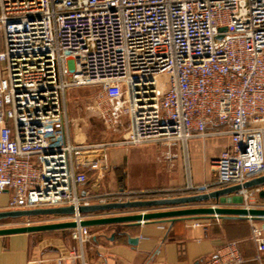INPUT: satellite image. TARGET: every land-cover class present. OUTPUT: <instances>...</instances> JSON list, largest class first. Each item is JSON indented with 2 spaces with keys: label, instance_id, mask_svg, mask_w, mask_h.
<instances>
[{
  "label": "built area",
  "instance_id": "built-area-1",
  "mask_svg": "<svg viewBox=\"0 0 264 264\" xmlns=\"http://www.w3.org/2000/svg\"><path fill=\"white\" fill-rule=\"evenodd\" d=\"M87 86L97 90L84 112L114 127L126 122L122 139L71 138L66 92ZM211 134L229 138L210 161L212 181L119 191L115 201L208 193L264 176V0H0V194L10 191L8 209L73 206L57 219L76 222L77 248L60 253L59 264H88L91 234L80 222L90 215L78 207L106 199L79 187L108 171L111 146L162 143L159 163L186 161L188 140ZM261 191L264 183L238 190L241 206L264 208ZM249 221L253 258L264 264V221ZM242 262L237 241H227L197 264Z\"/></svg>",
  "mask_w": 264,
  "mask_h": 264
},
{
  "label": "crops",
  "instance_id": "crops-1",
  "mask_svg": "<svg viewBox=\"0 0 264 264\" xmlns=\"http://www.w3.org/2000/svg\"><path fill=\"white\" fill-rule=\"evenodd\" d=\"M125 132L111 141L122 139ZM228 143L229 138L224 134L194 137L187 142L186 161L180 155L164 161L161 166L157 164V155L166 148L162 143L138 147L115 144L108 150V171L89 174L79 192L102 197L119 191L172 188L184 185L188 177L193 184L208 183L214 178L210 161L217 158ZM173 151L179 153L180 147L175 146ZM9 195L10 191L0 194V211L8 210ZM225 197L231 198L228 206H241L238 194ZM103 198L106 202L115 201L113 196ZM91 201L96 203L95 198ZM138 211L114 210L89 215L100 217ZM56 221L59 219L44 223ZM193 222L199 225H191ZM88 228L91 240L84 246V260L88 264H197L227 241H237L243 259L241 264H259L253 258L256 243L251 239V222L246 218L200 216L172 222L149 220ZM129 237L136 238V242L129 243ZM69 246L77 248L69 228L0 235V264H59L58 256Z\"/></svg>",
  "mask_w": 264,
  "mask_h": 264
},
{
  "label": "water",
  "instance_id": "water-1",
  "mask_svg": "<svg viewBox=\"0 0 264 264\" xmlns=\"http://www.w3.org/2000/svg\"><path fill=\"white\" fill-rule=\"evenodd\" d=\"M264 183V176H258L244 182L242 185H230L219 189H214L208 193L194 195L163 197L154 199H138L126 201H111L105 203H91L80 205V213L89 214L93 212H104L114 210L137 209L136 213L117 214L110 216L90 217L82 220V226H94L108 223H142L149 220L174 221L176 219H186L200 216L238 217L251 220L264 221V208H246L243 206H199L198 203L210 199H222L230 194H237L241 188H251ZM259 197H264V191L259 193ZM74 213L73 206L35 208V209H8L0 211V220L20 217H33L44 215H70ZM76 226L75 221H57L40 224H26L21 226L2 227L0 235L15 233L40 232L54 229H67ZM129 243H135L136 238H128Z\"/></svg>",
  "mask_w": 264,
  "mask_h": 264
},
{
  "label": "rangeland",
  "instance_id": "rangeland-1",
  "mask_svg": "<svg viewBox=\"0 0 264 264\" xmlns=\"http://www.w3.org/2000/svg\"><path fill=\"white\" fill-rule=\"evenodd\" d=\"M97 90L96 87H72L66 92L67 94V108L68 117L70 119L69 130L71 138L74 142H84V143H96L116 140L121 137V135L127 129V123L119 124L117 127L107 124L103 119H99L92 113L84 112L83 104L85 103V98L92 95ZM89 95V96H88ZM144 145V144H143ZM141 146V145H140ZM138 147V146H136ZM158 166L163 165L157 161ZM174 188V187H172ZM169 188H162L157 190H164ZM107 194L102 197H111ZM241 205V199L238 201ZM58 215H44V216H33V217H20V218H10L0 220V228L2 227H12L21 226L26 224H40L44 223L46 220L57 219Z\"/></svg>",
  "mask_w": 264,
  "mask_h": 264
}]
</instances>
